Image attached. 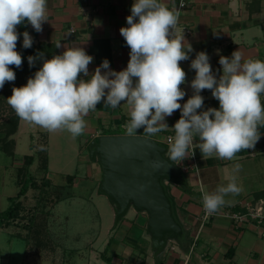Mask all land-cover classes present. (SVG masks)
I'll use <instances>...</instances> for the list:
<instances>
[{
  "label": "clouds",
  "instance_id": "9594fccd",
  "mask_svg": "<svg viewBox=\"0 0 264 264\" xmlns=\"http://www.w3.org/2000/svg\"><path fill=\"white\" fill-rule=\"evenodd\" d=\"M47 0H0V89L16 79L10 66L20 68L22 56L16 51L19 34L17 26L25 20L36 32L42 31L47 20ZM179 11L169 9L161 0H134L127 27L120 34L130 48L126 69L114 71L105 59L89 79L88 66L93 57L79 46L66 50L51 59H45L34 77L22 87H13L7 98L17 116L49 132L67 130L73 138L83 134L84 119L90 111L103 103L111 108L122 102L128 106L129 121L124 125L128 136L139 129L155 135L168 129L165 118L180 110L174 124L175 135L169 137L168 159L182 161L189 155L194 137H199V150L204 159L216 156L232 160L241 150L254 149L260 139L259 125H264V61L245 58L241 50L233 51L231 58L221 55L222 75L213 74L206 52L197 53L190 67L195 70L191 81L193 95L181 105L186 95L181 85L186 73L181 61L189 59L193 49L176 36ZM33 39L23 33V47H32ZM57 43L55 47H61ZM42 56V54H40ZM35 57L29 56L31 67ZM101 69L107 71L101 72ZM211 90L219 101V109H202V90ZM240 165H234L238 172ZM144 189V185L140 186ZM241 191L233 176L227 185L215 192L203 194V208L207 215L216 213L226 201L225 196Z\"/></svg>",
  "mask_w": 264,
  "mask_h": 264
},
{
  "label": "crops",
  "instance_id": "0c3cea01",
  "mask_svg": "<svg viewBox=\"0 0 264 264\" xmlns=\"http://www.w3.org/2000/svg\"><path fill=\"white\" fill-rule=\"evenodd\" d=\"M161 2L169 9H176L178 0H161ZM133 3L134 0H47L48 21L42 24L41 32H36L28 23V33L34 43L40 41L61 43L62 46L57 48L59 54H62L67 46L84 48L86 53L93 57V61L88 66L89 76L86 77L81 73L79 79H89L105 59L109 61L111 70L119 72L126 69L130 59V48L120 34V28L128 26L126 18L131 15ZM186 26L191 28L190 33L185 31ZM175 34L178 37L183 35L184 43L190 44L193 49L188 53L189 59L180 62V66L186 73V80L181 88L186 93L185 101H187L193 95L191 81L195 78V70L190 65L197 53L203 51L208 54L213 74L217 79L222 75V67L219 64L221 55L231 58L233 51L241 50L246 59L264 61V0H190L187 7L181 11L180 25L175 30ZM105 71L107 70L101 69L102 73ZM200 95L204 97V103L202 109L197 110L198 112L210 107L219 109V101L213 98L211 90H202ZM261 102L264 104V94H261ZM178 115L179 110H176L171 116L166 117L165 123L168 129L151 136L159 141H165L167 134L174 133L172 128ZM84 119L87 127L79 136V154L81 155L79 160L89 163L90 177L99 185L101 191V164L97 158H91L89 144L92 139L102 134L126 133L124 125L130 119L128 106L122 102L119 107L111 108L102 101ZM23 124V120L20 119L16 133L22 131ZM27 131L31 133L32 139L40 138L38 144L41 146L44 142L45 145L47 144L51 135V132L39 126L35 127L33 124ZM258 131L261 136L255 148L241 150L232 160H222L216 156L204 159L198 147L199 137L195 136L198 168L183 169L186 184L179 180L165 181L172 199L174 215L182 224L184 232L180 238L170 239L166 247L158 254L155 253L151 234L147 229L148 212L135 207L128 209L121 218L130 210L135 211V220L132 222L143 227L149 237L147 239L149 246H142L148 248L149 253H141L145 256V260L140 264L149 263L151 256L153 264H160V262L161 264H264V219L259 221L246 216L243 221L236 222L231 217L218 214L204 224L201 220L203 194L215 192L218 186L227 185L233 176L241 191L238 194L225 196L226 203L220 207L219 211H247L248 205L257 206L260 200L264 199V129L258 128ZM137 133L146 134L143 128ZM16 147L17 141L14 154H16ZM35 147L36 145H33L32 148ZM38 148L39 146L35 149L38 150ZM45 154L47 156L46 152ZM42 157L44 158V155ZM48 160L47 156V162ZM188 160H190L189 157L181 162L188 163ZM14 162L18 166L22 165L21 160L14 158ZM236 164L240 165L238 172L233 171ZM74 181L78 179L74 178ZM111 204L116 214L112 201ZM46 212L42 209L34 212L38 216L34 226L40 232L42 231L40 239L38 237L36 240L44 238L51 240V243L44 244L45 249L49 246L52 248L54 239L53 234L46 230L48 226V218L45 217L48 212ZM30 220L28 222L33 223ZM12 225L14 223L2 227L0 232L6 231ZM134 241L137 243L135 239ZM57 244L61 243L57 242ZM120 244L126 245L124 241ZM34 247L36 248L31 253L37 264L41 259L40 254L37 253L40 246L36 244ZM8 258L0 251V264H7Z\"/></svg>",
  "mask_w": 264,
  "mask_h": 264
},
{
  "label": "rangeland",
  "instance_id": "374dc122",
  "mask_svg": "<svg viewBox=\"0 0 264 264\" xmlns=\"http://www.w3.org/2000/svg\"><path fill=\"white\" fill-rule=\"evenodd\" d=\"M16 30L18 32V26ZM15 75L13 83L1 89L0 136L9 129L6 121L14 111L7 98L12 95L10 91L14 86L22 87L26 70L20 69ZM23 122L22 131L11 135L17 141L16 154L7 153L4 149H12L14 144L0 138V209L10 204L9 197L16 195L21 187L18 164L14 158L22 163L24 155L28 153L34 154L36 158L29 171L35 175L37 184L30 186L21 197V219L0 232V251L9 257L7 264H35L31 251L36 248L37 236L28 233L24 225H28L32 213L39 209L47 212L51 210L45 214L48 218L45 229L53 234L54 239L52 248L49 246L47 249L42 247L38 248L39 251L35 250L41 257L37 264H140L144 261L145 256L141 253H147L148 248L142 246L148 247L150 244L147 232L132 222L136 216L133 210L118 223L115 222L116 214L110 198L99 190V185L90 177L89 163L79 160L80 137L73 138L70 132L61 129L51 132L47 144L44 142L41 146L38 144L40 138L32 139L31 133L27 131L31 123ZM33 145H36V149L39 146L38 150L32 148ZM45 152L49 159L47 170L42 166ZM67 174L76 175L78 181L70 183ZM46 177L52 182H47ZM134 239L137 243H134ZM122 241L126 245H121ZM45 242L43 244H49L51 240L48 238ZM57 242L61 244L56 245ZM28 244L31 245L28 247ZM117 257L123 258V262ZM149 258L147 264H153L152 256Z\"/></svg>",
  "mask_w": 264,
  "mask_h": 264
},
{
  "label": "water",
  "instance_id": "95a60500",
  "mask_svg": "<svg viewBox=\"0 0 264 264\" xmlns=\"http://www.w3.org/2000/svg\"><path fill=\"white\" fill-rule=\"evenodd\" d=\"M89 146L91 158H97L101 164L100 189L116 208V222L131 207L147 211V229L156 254L170 239L183 235L165 181H185L186 177L179 163L168 159L165 144L146 134L130 137L126 133H112L92 139Z\"/></svg>",
  "mask_w": 264,
  "mask_h": 264
},
{
  "label": "trees",
  "instance_id": "16d2710c",
  "mask_svg": "<svg viewBox=\"0 0 264 264\" xmlns=\"http://www.w3.org/2000/svg\"><path fill=\"white\" fill-rule=\"evenodd\" d=\"M28 32V22L27 20H25L22 24L18 25V34H19V38L17 41V46H16V51L19 52L22 56V66L20 68H16L14 65L10 66L12 68V70L15 72V74L20 71V69H25L26 70V77L25 79H23V85H26L27 80L31 77H34V74L36 71H38L43 64V61L45 59H51L53 56L55 55H60L58 52V49L55 43H50V42H46V41H40L38 43H34L32 44V47L25 49L23 47V33L24 32ZM42 54V56L40 55ZM32 56L35 57V63L30 67L29 63H28V57ZM10 83L13 82H6L4 86L9 85ZM11 85V84H10ZM15 87V86H14ZM19 87V86H16ZM12 92V91H10ZM0 95H1V89H0ZM9 95V94H7ZM8 122L6 121V124H9V129L0 136V138H4L6 143L12 142L14 144L13 148H3L5 151H7V153L10 154H14V147H15V140L13 139V137H11V135L15 132L18 131L19 128V123H20V118L17 116V114L15 113V111H13V114L8 118ZM259 129H264V125H259L258 126ZM165 144V143H164ZM166 145V144H165ZM35 159V155L34 154H26L24 155V161L22 163V165L18 166V173L20 175V177L18 178V181H21V187L18 191V193L14 196H10V204L0 210V229L4 226H8L12 223H14L15 220L19 219L22 215H21V205H22V199L21 197L23 195H25L29 189L30 186L36 185V179H35V175L32 174L29 169L31 164L34 162ZM47 156L46 154H44V160H43V168L45 170H47ZM29 174V175H28ZM68 177V181L70 183L73 182L74 178L76 177V175L74 174H67ZM47 182H49L51 179L46 177L45 179ZM45 180L43 182H45ZM52 182V180L50 181V183ZM183 184H186V179L185 181H182ZM63 197V196H62ZM60 198H58L57 200H59ZM44 211V210H43ZM38 216L35 215V213L33 212L31 217H30V221H33V223H29L28 225H24V229H27L28 233H33V235L35 234V236H37L36 238L41 237L40 234H42V231L40 232V230H37V227L33 226L35 221L37 222V218ZM122 218H120L119 220H121ZM39 229V228H38ZM43 240H38L36 241V244H38L40 246V248H42L44 246L43 244ZM39 248V247H38ZM161 264V262H160Z\"/></svg>",
  "mask_w": 264,
  "mask_h": 264
},
{
  "label": "built area",
  "instance_id": "2783aa9c",
  "mask_svg": "<svg viewBox=\"0 0 264 264\" xmlns=\"http://www.w3.org/2000/svg\"><path fill=\"white\" fill-rule=\"evenodd\" d=\"M189 1L190 0H178L177 6H176V10L179 11V17H178V23H177L176 29L180 25V15H181V11H183L187 7ZM185 31L187 33H190L191 32V28L188 27V26H186L185 27ZM185 102L186 101H185V96H184V98L182 100H180L179 103L181 105H183ZM180 116H181V112L179 110V115L177 117V120L180 118ZM174 135H175V132L166 135L165 143H166V146L167 147H169V137H174ZM195 145H196V139L194 137L193 145L188 150L189 151L188 157L190 158V160H188L189 161L188 163H183V162L177 160V163H179V165L184 170L185 169H188L190 167L198 168V161H197V158H196ZM247 208H248L247 211H238V210L219 211L218 210L216 213L211 214V215H207L205 213V211H204V208H203V213L201 215V220H202V223L204 224L205 221H207L208 219H210L212 216L218 215V214H223V215H225L227 217H231L236 222L243 221L246 218V216L247 217L249 216L251 218H256L259 221H262L264 219V214H263V210H264V199H261L260 200V204L259 205H257V206L256 205H248Z\"/></svg>",
  "mask_w": 264,
  "mask_h": 264
}]
</instances>
